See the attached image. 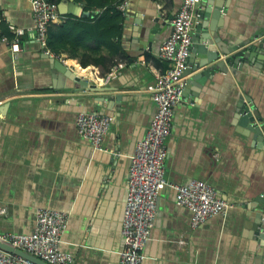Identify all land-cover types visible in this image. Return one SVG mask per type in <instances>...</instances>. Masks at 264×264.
I'll list each match as a JSON object with an SVG mask.
<instances>
[{
    "label": "crops",
    "instance_id": "crops-1",
    "mask_svg": "<svg viewBox=\"0 0 264 264\" xmlns=\"http://www.w3.org/2000/svg\"><path fill=\"white\" fill-rule=\"evenodd\" d=\"M181 3L129 0L120 36L108 45L70 29V21L90 18L93 24L101 20L104 30L102 11L61 0L63 18L53 24L69 23L64 46L57 45L59 52L51 56L63 62L58 69L32 29L31 4L0 0V233H33L39 208L58 209L67 213L60 248L71 252L76 264H119L131 156L157 110L153 91L169 67L160 47ZM9 24L27 29L17 53L2 40ZM263 28L264 0H227L216 26L221 43H243L240 49ZM84 55L124 66L108 80L114 65L108 72L92 63L83 66L79 57ZM256 63L195 81L175 107L167 138L166 179L180 184L204 180L232 206L192 229V212L178 205L175 189L166 186L143 264H264V228L254 208L264 193V141L249 133L237 113L240 97L249 95L264 123V60ZM198 71L184 76L185 83ZM80 111L112 117L102 150L79 134Z\"/></svg>",
    "mask_w": 264,
    "mask_h": 264
},
{
    "label": "built area",
    "instance_id": "built-area-1",
    "mask_svg": "<svg viewBox=\"0 0 264 264\" xmlns=\"http://www.w3.org/2000/svg\"><path fill=\"white\" fill-rule=\"evenodd\" d=\"M32 7V29L44 54L56 56L48 45L50 26L63 16L59 4L52 0H27ZM203 0H182L171 20L172 30L160 47V57L169 63L168 69L157 77L153 99L157 110L147 134L131 156L128 177V193L123 219L125 247L120 253L119 264H143V249L150 239L151 229L158 212V199L166 186L176 191L177 204L192 212L191 227L197 229L210 217L224 214L232 206L220 197L216 188L201 179L188 183H172L166 179L169 157L167 138L172 131L175 107L183 99L184 73L191 54L193 28L197 7ZM129 0H121L115 6L125 12ZM12 36L3 35L2 40L12 52L22 50L21 39L26 28L9 24ZM124 63H115L107 79L115 78ZM80 135L88 139L95 149H103V141L112 125V117L98 111H80L76 118ZM67 225V213L53 208L37 210L33 233L7 231L0 233V240L25 250L49 264H76L71 252L61 250L62 235ZM0 264H39L19 254L0 247Z\"/></svg>",
    "mask_w": 264,
    "mask_h": 264
},
{
    "label": "water",
    "instance_id": "water-1",
    "mask_svg": "<svg viewBox=\"0 0 264 264\" xmlns=\"http://www.w3.org/2000/svg\"><path fill=\"white\" fill-rule=\"evenodd\" d=\"M71 1L77 4L75 0ZM225 6H227V0H203L198 9L197 23L193 28L191 54L188 58V67L185 70L184 76H189L194 71H199L187 78L188 83L183 89V97L188 96L187 93L190 91L189 88L191 86L196 85V82L204 83L211 74L214 75L216 72L225 73L229 71V68H242L244 63L253 62L255 64L257 62V66H260L262 60H264L262 58L264 56V28L251 36L248 40L250 45L244 49H240L244 46L240 42L229 45L221 43L222 39L216 30V26L222 13L225 12ZM82 14L87 17L93 15L90 11H84ZM45 55L51 57L49 54ZM51 59L54 66L59 69L61 61L54 57H51ZM58 69L55 68L56 71ZM66 73L70 75L68 69H66ZM250 99L249 95L240 97L237 104V113H239L241 123L249 133H253L256 140L263 142L264 130L262 127H264V123L259 119V111L255 109ZM255 202L254 208L256 210L257 222L264 228V193L259 194ZM0 247L39 264H49L39 257L1 240Z\"/></svg>",
    "mask_w": 264,
    "mask_h": 264
},
{
    "label": "trees",
    "instance_id": "trees-1",
    "mask_svg": "<svg viewBox=\"0 0 264 264\" xmlns=\"http://www.w3.org/2000/svg\"><path fill=\"white\" fill-rule=\"evenodd\" d=\"M57 3H60L61 0H52ZM115 0H76V2H80L84 5L86 10L98 9L102 11L101 17L107 20L104 25V30L100 27L102 26L101 20L93 21L90 23L91 19H86V22L79 20H72L73 27L70 28L73 30V35H77L78 37H83V35L90 34V37L94 40L102 41L109 45V42L113 40V38H117L120 36V24L122 19V11L117 9L115 4L120 2L121 0L112 4ZM72 19V18H71ZM67 21L62 26H56L52 24L49 28V37H48V45L49 47L55 51L59 52L58 46H64L65 41L63 39L67 33ZM7 35L12 36V33L9 29H7ZM99 31V32H98ZM100 33L99 35L96 33ZM59 42H58V41ZM116 52H118V45L115 46ZM79 61L83 66H87L89 64H95L96 66H101L104 72H108L109 69L115 64L116 61L110 60L106 57H87L80 56Z\"/></svg>",
    "mask_w": 264,
    "mask_h": 264
},
{
    "label": "bare ground",
    "instance_id": "bare-ground-1",
    "mask_svg": "<svg viewBox=\"0 0 264 264\" xmlns=\"http://www.w3.org/2000/svg\"><path fill=\"white\" fill-rule=\"evenodd\" d=\"M73 63H74V62H73ZM74 64H75V63H74ZM76 67H77V70H78V71H81L82 73H85V74H86V73H88V74L90 73V71H89L88 68L82 70L81 67H80L79 65H76ZM76 67H75V68H76ZM89 76H90V75H89ZM93 78H94V77H93Z\"/></svg>",
    "mask_w": 264,
    "mask_h": 264
}]
</instances>
